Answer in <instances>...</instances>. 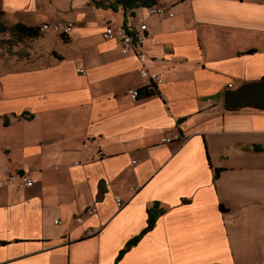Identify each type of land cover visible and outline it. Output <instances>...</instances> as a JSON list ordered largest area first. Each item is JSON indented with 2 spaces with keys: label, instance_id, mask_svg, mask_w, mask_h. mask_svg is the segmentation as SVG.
I'll list each match as a JSON object with an SVG mask.
<instances>
[{
  "label": "crops",
  "instance_id": "0c3cea01",
  "mask_svg": "<svg viewBox=\"0 0 264 264\" xmlns=\"http://www.w3.org/2000/svg\"><path fill=\"white\" fill-rule=\"evenodd\" d=\"M96 1L0 0L22 28L1 32L0 178H34L0 187V264H264V109L222 107L264 77V0ZM131 16L161 77L136 98L142 63L101 36Z\"/></svg>",
  "mask_w": 264,
  "mask_h": 264
},
{
  "label": "built area",
  "instance_id": "2783aa9c",
  "mask_svg": "<svg viewBox=\"0 0 264 264\" xmlns=\"http://www.w3.org/2000/svg\"><path fill=\"white\" fill-rule=\"evenodd\" d=\"M147 13H162L166 11V8L159 6L158 4H149L145 6ZM171 14L170 12H166ZM72 27V22L66 20L63 22H48L42 21L38 25L40 30H49L58 34H66ZM101 36L104 38H115L118 41L119 49L121 52H131L142 63L138 68V74L144 79V83L138 87L126 88V93L130 98H136L138 96L156 92L155 86L160 82L161 77L156 72H149L143 65V61L146 58V52L143 48V40L147 36L146 24L141 16H131L125 23H105L101 31ZM143 91L144 93H140ZM174 138H180L181 134L176 132ZM162 141L170 140L167 136L161 137ZM34 182V178L27 174H21L18 178L14 179L10 176L0 178V187L8 184H15L19 187L29 186ZM116 204H120V198L115 197ZM92 206L86 208V212H91Z\"/></svg>",
  "mask_w": 264,
  "mask_h": 264
},
{
  "label": "water",
  "instance_id": "95a60500",
  "mask_svg": "<svg viewBox=\"0 0 264 264\" xmlns=\"http://www.w3.org/2000/svg\"><path fill=\"white\" fill-rule=\"evenodd\" d=\"M222 107L225 110L240 107L264 109V77L225 88L222 92Z\"/></svg>",
  "mask_w": 264,
  "mask_h": 264
},
{
  "label": "trees",
  "instance_id": "16d2710c",
  "mask_svg": "<svg viewBox=\"0 0 264 264\" xmlns=\"http://www.w3.org/2000/svg\"><path fill=\"white\" fill-rule=\"evenodd\" d=\"M108 1V0H107ZM110 4L113 3H118L120 4L122 7H136V6H146L152 3H155L156 0H110ZM97 4L102 3V0H97L96 1ZM9 31V35L12 36L13 38H19L21 36L22 33V28L19 24H15L13 26H7L4 21L1 18V13H0V33L3 31ZM140 93H144L143 91H140ZM156 212V209H151L148 208L147 211V219H146V226L144 228H141V230L131 236L130 238H128L123 246L122 249L119 250V252L117 253V257L121 254V252L123 250H125L127 247H129L132 243H134L138 237L145 232L147 229H149L148 227L151 225V222L153 221L154 218V213Z\"/></svg>",
  "mask_w": 264,
  "mask_h": 264
},
{
  "label": "rangeland",
  "instance_id": "374dc122",
  "mask_svg": "<svg viewBox=\"0 0 264 264\" xmlns=\"http://www.w3.org/2000/svg\"><path fill=\"white\" fill-rule=\"evenodd\" d=\"M162 0H156L155 3H157L159 6H164L161 4ZM13 40L9 37L7 32L0 33V58L9 57L12 53V48L15 45ZM19 49H22V46L19 47ZM18 50V49H16Z\"/></svg>",
  "mask_w": 264,
  "mask_h": 264
}]
</instances>
